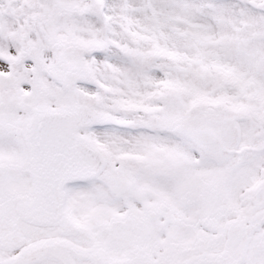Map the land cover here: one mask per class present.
I'll return each instance as SVG.
<instances>
[{
  "label": "snow or ice",
  "instance_id": "obj_1",
  "mask_svg": "<svg viewBox=\"0 0 264 264\" xmlns=\"http://www.w3.org/2000/svg\"><path fill=\"white\" fill-rule=\"evenodd\" d=\"M0 264H264V0H0Z\"/></svg>",
  "mask_w": 264,
  "mask_h": 264
}]
</instances>
